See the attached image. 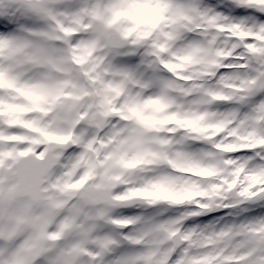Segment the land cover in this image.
<instances>
[{
    "label": "snow or ice",
    "instance_id": "1",
    "mask_svg": "<svg viewBox=\"0 0 264 264\" xmlns=\"http://www.w3.org/2000/svg\"><path fill=\"white\" fill-rule=\"evenodd\" d=\"M0 264H264V0H0Z\"/></svg>",
    "mask_w": 264,
    "mask_h": 264
}]
</instances>
